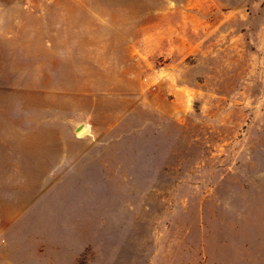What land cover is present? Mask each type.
<instances>
[{"label": "rangeland", "instance_id": "obj_1", "mask_svg": "<svg viewBox=\"0 0 264 264\" xmlns=\"http://www.w3.org/2000/svg\"><path fill=\"white\" fill-rule=\"evenodd\" d=\"M0 264H264V0H0Z\"/></svg>", "mask_w": 264, "mask_h": 264}, {"label": "water", "instance_id": "obj_2", "mask_svg": "<svg viewBox=\"0 0 264 264\" xmlns=\"http://www.w3.org/2000/svg\"><path fill=\"white\" fill-rule=\"evenodd\" d=\"M83 126H84V124H80V125L78 126V130L81 129Z\"/></svg>", "mask_w": 264, "mask_h": 264}]
</instances>
